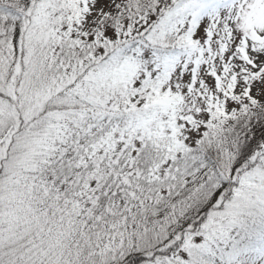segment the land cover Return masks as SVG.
Segmentation results:
<instances>
[{
  "label": "snow or ice",
  "instance_id": "1",
  "mask_svg": "<svg viewBox=\"0 0 264 264\" xmlns=\"http://www.w3.org/2000/svg\"><path fill=\"white\" fill-rule=\"evenodd\" d=\"M0 264H264V0H0Z\"/></svg>",
  "mask_w": 264,
  "mask_h": 264
}]
</instances>
